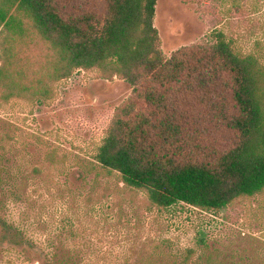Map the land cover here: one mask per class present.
<instances>
[{
    "label": "trees",
    "instance_id": "obj_1",
    "mask_svg": "<svg viewBox=\"0 0 264 264\" xmlns=\"http://www.w3.org/2000/svg\"><path fill=\"white\" fill-rule=\"evenodd\" d=\"M158 1L0 0L1 102L51 99L79 70L125 81L132 95L89 173L117 176L132 201L143 194L162 210L221 211L264 195V64L221 32L167 57Z\"/></svg>",
    "mask_w": 264,
    "mask_h": 264
},
{
    "label": "rangeland",
    "instance_id": "obj_2",
    "mask_svg": "<svg viewBox=\"0 0 264 264\" xmlns=\"http://www.w3.org/2000/svg\"><path fill=\"white\" fill-rule=\"evenodd\" d=\"M155 27L167 57L221 32L264 64V0H159ZM132 92L79 70L51 99L0 100V264H264V195L162 210L89 173Z\"/></svg>",
    "mask_w": 264,
    "mask_h": 264
}]
</instances>
